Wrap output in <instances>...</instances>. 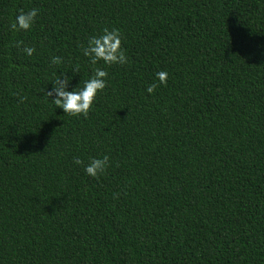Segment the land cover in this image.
<instances>
[{"label": "trees", "instance_id": "trees-1", "mask_svg": "<svg viewBox=\"0 0 264 264\" xmlns=\"http://www.w3.org/2000/svg\"><path fill=\"white\" fill-rule=\"evenodd\" d=\"M106 27L123 65L82 54ZM95 67L86 117L44 95ZM0 264H264V0H0Z\"/></svg>", "mask_w": 264, "mask_h": 264}, {"label": "clouds", "instance_id": "clouds-1", "mask_svg": "<svg viewBox=\"0 0 264 264\" xmlns=\"http://www.w3.org/2000/svg\"><path fill=\"white\" fill-rule=\"evenodd\" d=\"M37 16V9L31 8L27 11L18 10L15 18L9 24L13 32L29 30ZM20 42H17V46ZM121 44L120 30L117 28H102L99 34H93L88 37L86 45L81 51L84 57L88 58L91 65L102 63L104 66L113 64L123 65L127 57ZM35 49L24 46L22 52L26 56H31ZM51 64L59 65L61 58L53 56ZM77 69L74 67L73 71ZM107 72L103 67H95L92 75L82 82V86L72 85L71 76L55 75L51 80V87L43 90L44 95L51 98V102L59 109L70 116L88 115L90 107L93 105L97 93L104 89ZM156 80L163 85L166 82L167 72L158 71L155 74ZM71 85V87H70ZM156 83L148 85L145 91L149 94L153 92ZM22 102L24 97L19 98ZM72 163L75 166L83 165V172L89 177H97L102 174L108 167L109 157L107 154L102 157H89L87 161H82L80 157H73Z\"/></svg>", "mask_w": 264, "mask_h": 264}]
</instances>
